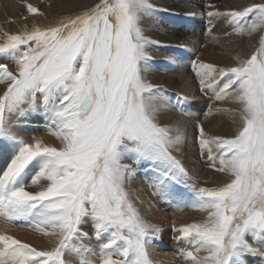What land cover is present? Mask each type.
I'll use <instances>...</instances> for the list:
<instances>
[{"label": "snow or ice", "instance_id": "1", "mask_svg": "<svg viewBox=\"0 0 264 264\" xmlns=\"http://www.w3.org/2000/svg\"><path fill=\"white\" fill-rule=\"evenodd\" d=\"M18 3L25 24L0 41V220L50 238V246L0 233V264H67L70 251L91 264L83 254L92 250L81 243L89 222L99 264H153L149 248L162 228L145 220L125 187L140 167L160 201L204 214L170 225L172 238L185 243L178 256L186 264L264 260V0L223 11L208 4L199 13L216 43H223L212 33L216 19L231 28L226 38L259 33L251 53L231 55L228 64L191 61L199 92L212 101L205 119L219 114L234 125L219 135L194 120L200 160L224 177L213 187L190 183L195 177L178 156L190 142L196 114L187 105L195 95L177 93L173 102L147 78L159 70L150 49L171 48L165 61L175 65L188 47L148 34L167 35L157 13L168 9L152 0H99L67 22L41 27L35 20L44 13L28 0ZM171 113L185 119L162 123ZM13 117L42 120L58 146L19 136Z\"/></svg>", "mask_w": 264, "mask_h": 264}, {"label": "bare ground", "instance_id": "2", "mask_svg": "<svg viewBox=\"0 0 264 264\" xmlns=\"http://www.w3.org/2000/svg\"><path fill=\"white\" fill-rule=\"evenodd\" d=\"M220 1L222 7L219 8L222 11L229 7H233L238 4L249 2V0H220ZM28 2L32 3L34 6L42 4L41 7L38 8L40 9L41 12L44 13V15L37 18H43L44 22L39 23L36 18L35 23H37L41 27H46L50 25L54 26L56 22L60 20L67 22L69 19L74 18L75 15L86 10L87 7L93 5L94 3L99 2V0H28ZM152 2L157 4L161 8L168 9L167 12H164L165 14H163L162 16L163 20H161L162 23L160 25V27L167 29L168 31H167V35H165L163 32L159 31L158 29H154L148 34L153 38L160 39L161 41L164 42V44L175 45L180 42H184L187 44L188 47L187 50H183V49L180 50L182 58L179 61V63L175 65L168 64L165 61V57L167 55L173 54V50L171 48L154 47L156 48L155 53L158 54V57L155 58H157V60L158 59L163 60V62L161 63L162 65L159 68V79L153 78L152 76H147V78L155 84L162 85L163 88L165 89V94L171 97L173 102L175 101L177 93H181V94L186 93L189 95H195L196 99L191 101L190 105H187L188 110L196 114V116L192 118V122H189L187 126V134L190 142L183 147L182 152L178 154V156L185 163L186 167H188L190 171H192L195 177V179L190 183H193L196 186L200 185L202 187L216 186L224 180V177L220 174L215 173L212 169L208 168L203 161L200 160L199 147L194 140V135H195L194 120L196 118H199L201 121H203L206 130H208L211 133L219 134V135L231 134L232 131L234 130V125L231 123L229 117L222 116L219 114L215 115L214 117H208L207 119H205L203 113L207 110L206 104H208L207 102L209 101H207L206 96L204 95L200 96L196 91V87L194 83H192L194 82V80L191 78L190 73H188V65L193 58L194 59L196 58V60L199 58L204 62H212L218 65L228 64L230 62L231 55L234 54H240L242 56L249 55L253 50V47L257 45L258 36L253 34L252 37L232 36L226 38L223 35L224 31L221 33L219 32L222 29H212L213 35L217 36L220 39V41L223 42V43H216L209 36H205L206 38H204V35L201 32L202 22L200 20L201 16L199 15V13L206 8V5L200 4L199 3L200 1L152 0ZM175 2H186V3L183 5H179ZM192 11L198 13L199 16L196 18V20L198 21L199 24L195 26L192 25L191 30L189 29L188 31L186 29L180 30L179 28H177L175 25H179V24L175 21V18L176 17L183 18L184 14ZM22 13L26 14V10L18 3V0H0V33L1 34L5 32L14 33L20 30V28L25 24V20L21 18ZM148 22L149 21H146V23ZM27 23L29 24V26H31V24L33 23L31 17H29ZM172 23L174 24V26H171ZM3 38L0 39V41H2ZM201 44H204V46H201ZM0 89H3V86H0ZM225 106H230V105H225ZM184 119L185 118L181 117L178 113H171V114L162 115L161 122L169 123L172 121L184 120ZM14 131L19 136H22L20 135L22 132H20L19 130H14ZM40 137H43L46 142L52 144V142L46 136L41 135ZM141 171L144 172H142L140 177L135 179L136 181L134 182L129 181L131 184L130 187L135 191L132 192L134 193V195L133 194L132 195L134 196L135 199H139L141 202H143L144 200V197H142V195H145L149 206H152V208L154 207L155 209L159 208V206L156 205L157 204L156 201H154L151 197L154 195H153V189L149 186L150 173H146L145 170H141ZM132 180L133 179H131V181ZM188 210L190 209H186V211ZM186 211H184V213L183 212L179 213V216H177V214L173 215V220L177 221V218L185 217L187 220L194 222L200 220L203 216L202 214H198V211L196 210L189 212ZM154 215L165 216L164 213L159 210L154 211ZM151 259L152 261L155 262L160 260V258L156 254H153ZM249 260L250 259L248 258L247 261L250 262Z\"/></svg>", "mask_w": 264, "mask_h": 264}, {"label": "rangeland", "instance_id": "3", "mask_svg": "<svg viewBox=\"0 0 264 264\" xmlns=\"http://www.w3.org/2000/svg\"><path fill=\"white\" fill-rule=\"evenodd\" d=\"M198 1H200L199 2L200 4H204V5L212 4V5H215L217 7H222L220 0H216V1L215 0H198ZM172 2H174V1H172ZM175 3H177L179 5H183L186 2H175ZM41 5L42 4L37 5L36 7H41ZM204 10H202V11H204ZM158 14L160 17L158 16ZM163 14H165V13L164 12H158L157 13L158 18L159 19L161 18L160 20H163L162 19ZM198 16L199 15L197 13V15L195 17L188 16L185 14H184L183 18L176 17L175 21L179 25H175V26L177 28H179L180 30L181 29H184V30L186 29L187 31L189 29L191 30L192 25L195 26V25L199 24L198 21L196 20V18ZM200 20L202 22V25H201L202 31L201 32L204 35V38H206L205 32L208 29V18L205 15V16H201ZM37 21L39 23H43L44 19L43 18H37ZM216 22L214 20V22H213L214 27L212 29H222L219 31L220 33L223 31L224 32H231V28L226 23V21H223V19H216ZM148 24H151V21H149ZM171 26H174V24L172 23ZM3 34L4 33H2V34L0 33V39L3 38ZM254 35L258 36V40H259V33H256ZM233 38H236V37H233ZM257 44H258V42H257ZM201 46H204V44H201ZM155 49L156 48L150 49L152 56H153V60L150 61V63L154 67H157L159 69L162 65L161 63L163 62V60H159V59L157 60V58H155V57H158V54L155 53ZM193 60H196V58L195 59L193 58L191 61H193ZM188 73H190L191 78L194 80V82H192V83H194V85L196 87V91L198 92V94L200 96H202V94L199 92V85H198V83L196 84L195 76H194V73L192 72L191 62L188 65ZM147 76H152L153 78L159 79V70L149 72L147 74ZM0 91H2V89H0ZM207 101H209V102H207L208 104H206L207 108H208V105L210 103H212V101H210L208 99V97H207ZM12 128H13V130H19L20 132H22L20 135H22V137H24L26 140H30L32 135H36V136L42 135V136H46L47 138H49V140L52 142L53 145L58 146V144H59V142L56 141L54 137H50L47 135V133L44 129V125H43L42 120H40L39 122L32 120V118H29L28 120H25V119L16 120L13 117L12 118ZM0 163H2V161H0ZM141 170H144L143 167L138 168L136 170L135 174L131 177V179H133V180L131 181V179H130L129 181L130 182L136 181L135 179L140 177L142 172H144ZM129 181H128V183H126L128 186L125 185V187L129 193V198L132 200V202L134 203L137 210L141 213V215L149 223L160 225L162 228L161 239L155 240L153 242V244L151 245V247L149 248L150 259L152 258L153 254H156L160 258V260H158L156 262L152 261V259H151L153 264H164V263H166V264H178V263L179 264H182V263L186 264V262L182 258H180L178 256V253H177V252H180L181 249L185 248V243L184 242L178 243L172 238V229H171L170 225L174 221L173 215L177 214V216H179V213H182V212L184 213V211H186V209H190V208H186V209H183L182 211H178V210H176L174 203L173 204H166L162 201L159 202V199H157L156 196H151L152 199L154 201H156V203H157L156 205L159 206V208H156V209L154 207L152 208V206H149V204L147 202V198L145 195H142V197H144L143 202H141L139 199L134 198V196H133L134 193H132V192H135V191H134V189H132L130 187L131 184ZM197 186L202 187L200 185H197ZM148 189H150V188H148ZM29 190H31V188ZM156 210L163 212L165 216H155L154 211H156ZM189 211H193V209H190L186 212H189ZM198 214L204 215L203 213H201L199 211H198ZM177 221H179V222H177ZM177 221L175 220V222H177V224L178 223H180V224L186 223V222L191 223V221L187 220L185 217H179V218H177ZM83 230L89 232V238L83 240L81 243L84 246H86L88 249L92 250L91 252L83 254L84 258L91 261V264H99L98 241L92 235L90 222L84 225ZM5 232L8 234L15 235L16 237L23 239L27 242H30L34 246H37V247L50 246V243H49L50 238L42 237L39 233L33 232L29 228L16 227L14 225L6 224L3 222V220H0V233H5ZM174 247L176 248V250ZM248 258L250 259L249 260L250 262H248V264H264V260H262L259 256H255V257L247 256L246 259H248ZM65 259L67 261V264H80L81 255L75 251H70V252L66 253ZM251 259H253V260H251ZM178 260H179V262H178Z\"/></svg>", "mask_w": 264, "mask_h": 264}]
</instances>
